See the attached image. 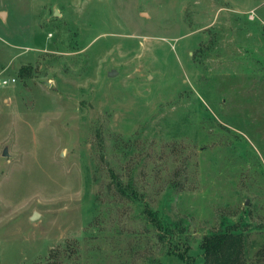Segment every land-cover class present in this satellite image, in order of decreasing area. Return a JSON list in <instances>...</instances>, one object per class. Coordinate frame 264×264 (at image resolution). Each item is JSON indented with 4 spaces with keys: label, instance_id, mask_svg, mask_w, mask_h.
<instances>
[{
    "label": "rangeland",
    "instance_id": "rangeland-1",
    "mask_svg": "<svg viewBox=\"0 0 264 264\" xmlns=\"http://www.w3.org/2000/svg\"><path fill=\"white\" fill-rule=\"evenodd\" d=\"M0 76V264H264V0H0Z\"/></svg>",
    "mask_w": 264,
    "mask_h": 264
},
{
    "label": "trees",
    "instance_id": "trees-1",
    "mask_svg": "<svg viewBox=\"0 0 264 264\" xmlns=\"http://www.w3.org/2000/svg\"><path fill=\"white\" fill-rule=\"evenodd\" d=\"M112 180L115 182L116 189L121 192L128 191L122 179L118 178V176L116 178L113 176ZM130 191L131 195L134 196L135 199L138 198V192L135 187H130ZM147 213L152 224L162 230V232H165L164 225L153 213V211L151 212V210L148 209ZM168 228L169 229H166V232L168 233L167 235L171 236L172 228ZM159 235L160 238L167 236L162 233H159ZM201 248L204 252V264H248L246 237L242 231L227 229L225 231L208 234L204 236ZM177 255L186 261L185 254L183 252H177Z\"/></svg>",
    "mask_w": 264,
    "mask_h": 264
},
{
    "label": "built area",
    "instance_id": "built-area-1",
    "mask_svg": "<svg viewBox=\"0 0 264 264\" xmlns=\"http://www.w3.org/2000/svg\"><path fill=\"white\" fill-rule=\"evenodd\" d=\"M14 82H16L15 78H6L0 76V87H8L12 85Z\"/></svg>",
    "mask_w": 264,
    "mask_h": 264
},
{
    "label": "water",
    "instance_id": "water-1",
    "mask_svg": "<svg viewBox=\"0 0 264 264\" xmlns=\"http://www.w3.org/2000/svg\"><path fill=\"white\" fill-rule=\"evenodd\" d=\"M4 14H5V13H2L1 16L3 17ZM115 74H116V72H114V73H112V74H110V75H115ZM8 154H9V153H8V149L5 148V150H4V152H3V155H8ZM38 216H39L38 213H34L33 216H32V219L35 220V219L38 218Z\"/></svg>",
    "mask_w": 264,
    "mask_h": 264
}]
</instances>
